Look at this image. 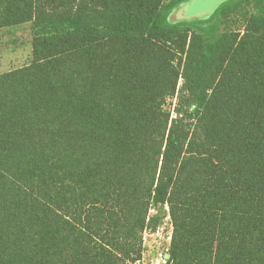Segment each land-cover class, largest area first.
<instances>
[{
	"label": "trees",
	"instance_id": "obj_1",
	"mask_svg": "<svg viewBox=\"0 0 264 264\" xmlns=\"http://www.w3.org/2000/svg\"><path fill=\"white\" fill-rule=\"evenodd\" d=\"M188 1L0 0V264H134L161 207L167 264H264V0Z\"/></svg>",
	"mask_w": 264,
	"mask_h": 264
},
{
	"label": "rangeland",
	"instance_id": "obj_2",
	"mask_svg": "<svg viewBox=\"0 0 264 264\" xmlns=\"http://www.w3.org/2000/svg\"><path fill=\"white\" fill-rule=\"evenodd\" d=\"M174 0H165L168 4ZM221 4V3H220ZM218 7V6H217ZM243 11L257 13L259 8L253 2L247 6ZM213 11L206 14L197 13L193 10V5L191 0L183 4L179 9H177L171 16V21H181V20H193L197 18L205 17ZM242 18V17H241ZM242 20L238 19L230 24L223 21L221 23L220 29L225 30L237 29L241 26ZM31 23H23L16 26L4 27L0 29V74L6 71L21 67L30 62L32 58V40L33 31ZM157 212V210H153ZM160 213L163 216V221L159 230V235L157 231L154 236L147 237L146 241V251L147 257L145 264L155 263L156 259L161 258L164 255L166 248L168 247L169 236L171 235V222L168 213V207H161ZM162 264V263H161Z\"/></svg>",
	"mask_w": 264,
	"mask_h": 264
},
{
	"label": "water",
	"instance_id": "obj_3",
	"mask_svg": "<svg viewBox=\"0 0 264 264\" xmlns=\"http://www.w3.org/2000/svg\"><path fill=\"white\" fill-rule=\"evenodd\" d=\"M224 1L226 0H191V3L193 5V10L203 15V14L209 13L210 11L214 12L217 6H219L220 3L222 4Z\"/></svg>",
	"mask_w": 264,
	"mask_h": 264
},
{
	"label": "built area",
	"instance_id": "obj_4",
	"mask_svg": "<svg viewBox=\"0 0 264 264\" xmlns=\"http://www.w3.org/2000/svg\"><path fill=\"white\" fill-rule=\"evenodd\" d=\"M172 227V225H171ZM160 230V229H159ZM159 230L157 231V235H159ZM155 232H151V231H145L144 233V252H143V256H142V259L136 261L134 264H145V261H146V257H147V251H146V241H147V237H151V236H154ZM171 236H172V228H171V235L169 236V241H168V247L166 248V252L164 255L160 254L161 255V258L160 260L159 259H156L155 263H152V264H167L168 260H169V246H170V241H171Z\"/></svg>",
	"mask_w": 264,
	"mask_h": 264
}]
</instances>
